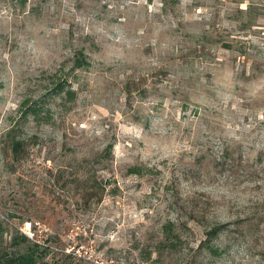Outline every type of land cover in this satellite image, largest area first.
I'll list each match as a JSON object with an SVG mask.
<instances>
[{
    "label": "rangeland",
    "instance_id": "374dc122",
    "mask_svg": "<svg viewBox=\"0 0 264 264\" xmlns=\"http://www.w3.org/2000/svg\"><path fill=\"white\" fill-rule=\"evenodd\" d=\"M24 99L48 122L23 118ZM255 209L264 0H0L5 253L36 248L17 225L44 219L81 251L36 248L51 264H264V223L242 221ZM198 219L229 221L216 254Z\"/></svg>",
    "mask_w": 264,
    "mask_h": 264
},
{
    "label": "trees",
    "instance_id": "16d2710c",
    "mask_svg": "<svg viewBox=\"0 0 264 264\" xmlns=\"http://www.w3.org/2000/svg\"><path fill=\"white\" fill-rule=\"evenodd\" d=\"M55 92L57 95L61 97H66L69 101L73 100L76 97L75 90L72 87H66L64 84L59 83L55 89ZM47 104L44 100L35 101L34 103H31L29 99H24L20 106V114L23 118H28V116L32 117L35 121H42V122H48L49 119L44 117V115H41L42 112L48 111V107H45ZM11 132V129L8 130V133ZM23 139L17 138V137H9V149L12 153V155L18 156L17 154L19 151L23 148ZM133 172H137V167H132ZM259 214V215H257ZM243 226H246L248 228H254L255 226H258L261 223H264V211L260 213L259 210L255 209V211H251V213L242 219ZM198 222H202L204 229V238L200 241L199 247L205 248L212 252L213 254H216V249L211 245L210 241L213 240L215 237L219 235V233L227 227L229 224V221H215L211 224L209 223H203L204 221H201V219H198ZM24 240H27L24 235L20 234ZM176 236H178L176 234ZM15 238H13L14 240ZM28 241V240H27ZM15 242V241H13ZM30 242V241H29ZM34 247H36L34 244H32ZM38 248V247H36ZM36 248L27 247L25 251H17L12 255H9L8 253H5L2 250V243L0 241V264H51L43 260H39L36 256ZM43 250V249H42ZM53 264H60V263H53Z\"/></svg>",
    "mask_w": 264,
    "mask_h": 264
},
{
    "label": "built area",
    "instance_id": "2783aa9c",
    "mask_svg": "<svg viewBox=\"0 0 264 264\" xmlns=\"http://www.w3.org/2000/svg\"><path fill=\"white\" fill-rule=\"evenodd\" d=\"M17 230L40 249L49 252L63 251L66 255L81 254L80 247L76 243H67L59 247L51 225L44 219H24L20 225H17ZM97 261L98 264H102V261Z\"/></svg>",
    "mask_w": 264,
    "mask_h": 264
}]
</instances>
